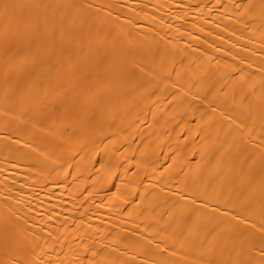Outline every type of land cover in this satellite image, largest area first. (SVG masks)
Wrapping results in <instances>:
<instances>
[{
	"label": "bare ground",
	"instance_id": "obj_1",
	"mask_svg": "<svg viewBox=\"0 0 264 264\" xmlns=\"http://www.w3.org/2000/svg\"><path fill=\"white\" fill-rule=\"evenodd\" d=\"M0 264H264V0H0Z\"/></svg>",
	"mask_w": 264,
	"mask_h": 264
}]
</instances>
